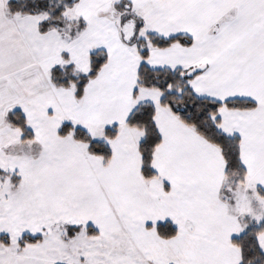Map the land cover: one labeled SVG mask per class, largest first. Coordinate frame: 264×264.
<instances>
[{
	"label": "snow or ice",
	"instance_id": "snow-or-ice-1",
	"mask_svg": "<svg viewBox=\"0 0 264 264\" xmlns=\"http://www.w3.org/2000/svg\"><path fill=\"white\" fill-rule=\"evenodd\" d=\"M0 264H264V0H0Z\"/></svg>",
	"mask_w": 264,
	"mask_h": 264
}]
</instances>
